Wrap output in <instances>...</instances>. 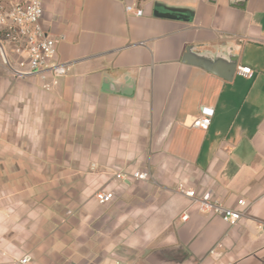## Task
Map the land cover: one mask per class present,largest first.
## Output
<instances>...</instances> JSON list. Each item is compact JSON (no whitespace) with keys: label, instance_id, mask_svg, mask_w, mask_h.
I'll list each match as a JSON object with an SVG mask.
<instances>
[{"label":"crops","instance_id":"1","mask_svg":"<svg viewBox=\"0 0 264 264\" xmlns=\"http://www.w3.org/2000/svg\"><path fill=\"white\" fill-rule=\"evenodd\" d=\"M44 8L70 70L20 77L0 55V264H264V0ZM179 186L243 215L233 226Z\"/></svg>","mask_w":264,"mask_h":264},{"label":"built area","instance_id":"2","mask_svg":"<svg viewBox=\"0 0 264 264\" xmlns=\"http://www.w3.org/2000/svg\"><path fill=\"white\" fill-rule=\"evenodd\" d=\"M127 11L138 16L143 15L142 8L128 5ZM44 0H0V55L3 61L20 77L40 74L43 78L50 75L54 83L68 74V63L54 61L57 55L58 39L51 36L43 24ZM12 52L22 56L18 61L12 62ZM238 72L249 75L250 66H238ZM214 109L203 106L200 116L194 121L195 127L207 130L210 127ZM118 178L126 179L128 176L117 173ZM133 177L150 179L149 170L136 171ZM177 191L198 203L203 212H212L220 216L225 222L236 225L242 217V212L234 207L227 206L219 199L214 198L211 190L201 193L195 188L179 186ZM95 197L101 204L114 198L112 191L98 190ZM243 199L238 200L239 205H244ZM188 214L183 215L187 219ZM215 254V248L211 250ZM11 264H33L32 257L25 255L14 259Z\"/></svg>","mask_w":264,"mask_h":264},{"label":"water","instance_id":"3","mask_svg":"<svg viewBox=\"0 0 264 264\" xmlns=\"http://www.w3.org/2000/svg\"><path fill=\"white\" fill-rule=\"evenodd\" d=\"M160 15H165V14H160ZM190 61H192V60H190Z\"/></svg>","mask_w":264,"mask_h":264}]
</instances>
